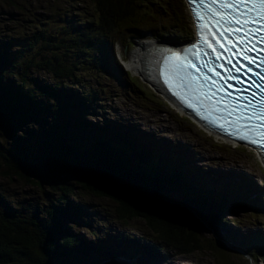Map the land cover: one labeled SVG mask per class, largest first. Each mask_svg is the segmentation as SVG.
Listing matches in <instances>:
<instances>
[{"label":"trees","instance_id":"16d2710c","mask_svg":"<svg viewBox=\"0 0 264 264\" xmlns=\"http://www.w3.org/2000/svg\"><path fill=\"white\" fill-rule=\"evenodd\" d=\"M16 1L18 0H0V7L11 5ZM35 1L24 0V3L31 5ZM181 1L95 0L97 19L86 20L80 17L75 19L74 24L70 13L63 17L66 28L81 31V38H77L68 31L57 30L46 25L49 24L48 20H45L46 23L39 22L34 25L40 30L34 27L32 38L16 35L32 23L30 20L24 21L28 18L0 22V34L11 33V35H0V102H4L0 105V126L7 131V126L13 127L18 123L12 128V134H14L21 124L28 128L29 124L34 123L33 119L39 120L34 116L43 114L48 116L43 127L42 140L45 141L46 152L42 158L36 160L28 154L31 147L24 135H22L23 144L18 136L13 137V140L16 139L14 144L18 141V145L15 146L20 148V151L16 150L22 156H29L32 159L15 161L8 155L14 152L6 150L7 145L1 146L3 151L0 150V177L6 179L5 183L8 186H14L12 196H19L23 188H39L42 192H47L43 189L47 187L52 194L55 188L58 197L65 200L64 202L71 201L67 198L68 193L76 198H79L77 196L79 193L106 198L116 205L114 213L119 220H138L146 228L141 232L151 237V240H157L167 249L181 251L180 253H196L212 247V250L223 254L224 251L219 247L223 246L221 242L205 238V234H201L204 232V226L210 230L214 228L215 223L219 222L214 218L218 216L219 210L217 209L215 215H211L212 207H208L207 202H202L207 196L183 187L179 190L185 192L188 197L186 200L198 202L186 204L183 199L180 201L161 195L157 192L160 190L158 187L164 189L163 183L167 188H172L173 182L165 181L168 179L161 176L163 174L157 173V167L151 166L144 169L140 162L132 160L131 157L124 159L123 154L119 155L118 152L122 150V146L129 152L128 145L117 141L107 143L103 140L105 135L102 136L103 139H100V143L96 139L90 142L82 139L87 144L84 149L87 153L83 150L78 151L76 148L75 152L68 154L66 149L76 147L71 144L73 138L80 141L81 139L73 137L68 120L62 118V125L58 123L62 122L58 117L63 109L61 97L75 99L77 92L84 101H92L94 100L92 95L98 97V92L102 93L97 88L90 89L89 85L82 83L81 78L85 75L93 77L101 63L116 75L115 68L102 58L106 51L116 63L110 41L98 37V34L106 31L107 38L122 27L128 31L137 28L149 29L153 25H159L160 21H167L173 27L177 25L185 27L187 19L183 9L178 8ZM139 6L143 7V12H140ZM44 40H47L50 45L45 51H41ZM1 48L10 49V51L5 52ZM71 57H74L72 66L67 64ZM73 69H77L79 73L74 72ZM31 73L46 74L55 83L37 80L30 76ZM133 91L134 89H131V92L126 91L125 97H131ZM83 113H86L84 109ZM102 125L97 124L95 127L99 128ZM53 127L55 131L51 132ZM80 128L84 133L85 128L89 129V126L81 122ZM62 133H69L72 139H68L72 142L63 139ZM53 150H57L60 154H56L57 156L54 154L55 159H67L66 156H72L70 165H63L49 156L53 155ZM12 156L17 158L16 155ZM47 158L49 160L39 161ZM75 189L77 191H73ZM5 193L7 194V191ZM2 199L3 197L0 196L1 201ZM61 202L60 200L58 205ZM54 205L58 207L56 203ZM69 205L77 212L80 204ZM0 207H2L0 210V264H65V260H69H62L58 250L80 244V240L67 232L65 235L58 234L57 225L53 224L49 217L43 223L46 219L45 213L37 204L35 213L34 211L31 213L34 217H30L31 207H22L20 212L9 209L3 204ZM54 212L53 208L48 211V214L52 215ZM71 258L75 259L73 255ZM98 261L95 258L91 259L92 263Z\"/></svg>","mask_w":264,"mask_h":264},{"label":"rangeland","instance_id":"374dc122","mask_svg":"<svg viewBox=\"0 0 264 264\" xmlns=\"http://www.w3.org/2000/svg\"><path fill=\"white\" fill-rule=\"evenodd\" d=\"M94 1L95 0H36L34 4L27 5L24 3V0H18L16 2H13V4L11 5L0 7V22H8L11 19L16 18L21 20L28 18L24 21L28 22L30 20L32 21V23L29 26H25L23 29L19 28L22 30L17 32L16 35L19 34L23 37L32 38L34 35V27L37 30H40L38 26L36 27L34 25L38 24L39 22L46 23L45 20H48L49 24L46 25L52 28H56L57 30L68 31L77 38H81V31L66 28L65 19L63 17L67 13H70L73 16L72 20L74 24L75 19L80 17H84L86 20H90L91 18L97 19L96 9L94 8ZM178 8L182 9V5L180 3ZM139 9L140 12H143V7L139 6ZM21 20H19V22ZM160 25L167 26L169 25V22L160 21ZM177 27L184 29L182 31L174 30L178 33L177 36H173L172 33H165L166 38L156 37L155 34L160 32L156 31L154 33L144 32L141 37L157 38L162 41L174 39L177 42H181L184 40H188L192 36L191 25L185 27L177 25ZM170 30L173 31L172 29H168L165 31ZM107 33L108 32L105 31L98 34L97 36L103 37L106 41H109L110 37L106 38ZM0 35H11V33ZM143 38L135 41L134 43L130 42L129 51H125V48L123 49L120 45H118L116 47L117 53H123V57L129 60L130 55L136 47H139L142 43L144 44L149 41H142ZM140 41L142 42L138 44ZM49 45V42L47 40H44L42 42L41 51H45ZM103 46L105 47V44H103ZM1 50L5 52L10 51V49L3 48H1ZM108 57L111 61L112 58L110 56ZM121 58V56H118V61L120 60L119 62L123 64L128 63V60L124 62ZM73 60L74 57H71L67 64H70L72 66ZM110 65L113 66L117 73L120 75V73L118 72V67H116L113 63H111ZM106 70L110 71V75H107L106 72L102 73V71H99L97 69L93 77L85 75L83 78H81L83 84L90 85L93 89L97 88L96 85L100 87L102 93L98 92L97 98L101 99L104 103L101 104L97 100V102L90 104V106L96 108L91 113L84 109L86 113L81 114L82 117H80L79 119H84L85 121H88L89 119L90 121L88 122L93 124L85 126L93 127L94 132H97L99 131V128L95 127L97 126V124H104L108 120H111L114 123H117L116 121H118V129L135 130V134L139 136L143 135L144 132L146 134V138L150 140L151 138H153V135L161 138H153V143L170 144V142H172V146H177V149L179 148L183 150L185 161H187V164L189 165L186 166L187 169H191L194 171H196L197 169L196 172L200 173L201 175L209 177L215 182H217L216 179H218L220 183L230 186L227 197H229L230 195H237L246 201L254 202L256 204V201H258L256 196H251L252 193L248 190L246 182L240 179V177H242L246 180H249V182L255 188L256 195L259 190L254 182L255 177L256 184L261 186V188L264 186V169L262 168L259 159L252 152L240 146L234 147L221 143L217 141L216 138L207 136L198 127L192 124L187 118L177 114L176 111L171 107V105L158 91L155 90V88L150 83H148L143 79L142 76H139L134 70L130 68L126 71L129 72V75L131 77L138 81L137 85H139L143 91L138 90L136 94L133 93L132 98H122L123 93L128 91L127 87H122L126 86V83L123 80H121V84L118 83L117 79L115 78V74L112 73L111 70L107 67ZM73 71L79 73L77 69H73ZM30 76H33L37 80L40 79L41 81L50 84L55 83V81L46 74L39 75L31 73ZM79 78L80 77H78V79ZM98 78L99 80L97 81ZM103 93L105 96V100L102 96ZM1 104H4V102H0V105ZM84 114H87V116H84ZM43 118L44 117H41L40 119ZM60 120L62 121V119ZM23 123H25L24 120ZM130 124L134 125L135 129ZM16 125H14L13 127H16ZM30 125H32L34 128ZM13 127L7 126L8 129L6 131L4 127L0 126V150L3 151L1 146L7 145L6 150L14 152L8 153V155H10L13 160L20 162L23 161V159L34 158L37 160V158H42V156L46 152L44 147L45 141L42 140V138L44 137V125L41 124V122H37L29 124L27 128L26 126L21 124L18 127L19 129H16V131H18L12 134ZM78 127L79 126L74 125L70 128V132H73L71 129L77 130ZM54 131L55 128L53 127L51 132ZM90 132V130L89 132L85 131L84 137L82 139L90 142V140H87L86 138H91ZM22 135H24V138L29 141L31 151L28 154L31 155L32 158L29 156H22L19 153L20 148H17L19 150L17 151L13 146L16 140H13V137L15 136H18L21 139V144H23L24 138L22 137ZM62 137L63 139H66V141L72 142V138L69 137V133H64ZM132 139L133 141L142 143L141 140H138L135 137ZM162 139L170 142L164 141ZM78 142L74 143L77 150H83L84 153H87V150H84L87 147V144L82 140L80 143ZM179 142L185 144L188 147H182ZM16 144L18 145V141L16 142ZM137 145L140 144L137 143ZM164 146L166 148L168 147L166 145ZM189 148H191V151L188 150ZM6 150L4 151L7 153ZM47 153L50 154V152ZM38 154H40L39 157H35ZM54 154H59V152L57 150H53V155L50 154L49 156L55 159L57 155L55 156ZM12 155H16L17 158L13 157ZM49 158L40 159L39 161L44 162L49 160ZM66 158L67 159L56 158L55 160L60 161L61 164L68 166L70 165L72 156H66ZM62 161L68 163L64 164ZM112 161L113 160H111V162ZM245 172H248L253 176L247 175V173ZM1 178L2 177H0V184L4 185V188H0L2 191H0V196L3 197V201L0 200L1 204L5 205L9 209L16 210V212H20L19 210H21L22 207H31L30 217L33 216L31 215L32 211H34L35 213V207L37 204L39 209L45 213L46 219H42L43 223L47 221L49 217L53 224L57 225V229L59 230L58 234L65 235L67 232L72 237L80 240V244H75L71 247L66 248L63 247V250H58L61 253L62 260H65L73 255V257L76 259L75 261H73V264H79L83 262L87 259V256H91L89 259H87L90 262L92 258L107 255H112L113 257H111L112 260L109 259L111 261L105 260V262H107L105 264H118L116 260H113L115 256L121 258L122 264H133L130 260H134V262H136L134 264H178V259L182 261L180 264H189L190 262H193L194 264H264V209L260 213H255L250 209L235 208L234 204L239 202L232 201L227 203L226 199L220 201L218 198H216V194L218 193H215V191H211L210 197H206V199H204L202 202H207L208 207H212V209H210L211 215H215L217 209L219 210L218 216L214 217L215 219H218L219 222H217L216 226L214 228L212 227L210 230H208L204 226V232H202L201 234L203 235L206 233V238L213 239L218 243L221 242L222 244H224L225 247L219 246L220 250H223L224 252L223 254H221L216 250H212V247H209V249H205V251L202 250L197 251L196 253H184L182 257L181 254H176L175 251H169L164 247L152 248L151 251L147 249L144 244H157L154 242V240L150 239L151 237L137 236L139 235L137 234V232L145 231L146 228L142 226L141 222L135 219L119 220L114 213L116 205L109 199L79 193L77 195L79 198H76V196L72 197L75 201L71 200L70 202H64L65 200H62L60 197H58L59 195H57V190L55 188L54 193L52 194L49 193L50 189L47 187L43 188L47 192H42L39 188H23V192L19 196L14 197L12 196V192L15 190L14 186H8L5 183L6 179ZM258 179H261L260 184L258 182ZM181 184L184 186L182 182ZM197 186L199 185H194V187ZM243 187H245V189L241 190ZM5 191H7V194L5 193ZM73 191H77V189ZM197 191V193H200L199 191H202V188L197 187ZM157 192H159L163 196L178 199L170 191H164L163 189H161ZM5 196L7 198H5ZM220 196L222 198L225 197V195L221 193ZM67 198L71 199V195L69 193L67 194ZM60 200L62 202L59 206L58 203ZM174 201L178 202L176 200ZM184 201L186 204H193L195 202H198L196 200ZM54 202L58 207L54 205ZM71 203L80 204L78 206L77 212L69 207V204ZM53 208L55 212L52 215H54V217L48 214V211L52 210ZM1 209L2 207H0V210ZM220 223L222 224V226H219ZM247 226H249V228L251 229L250 232L258 233L263 238V246L261 247V252L259 253H252L251 251L244 249L238 251V239L236 238V236H231L234 234L244 236L248 235L250 232L248 233L249 230ZM117 227H120L119 230H123V236L115 235L120 232L116 230ZM91 231H94V234H91ZM133 231H137L135 232L136 235H130L131 233H134ZM127 232H129L130 234H127L125 236H129L135 241L124 238V234ZM217 234L221 237H224L228 241L229 238H233V246L228 247L223 239L217 236ZM102 238H104L105 240H103ZM242 244L244 245V243ZM254 244L256 246H259V244L262 243ZM249 246L250 244L247 243V248ZM158 249L161 253L166 254L158 255ZM97 251H107L108 253L106 255H99L96 254ZM150 253L152 254V256H154L156 261L146 259V255ZM99 261L92 264H98ZM67 262L68 261L65 260V264H67Z\"/></svg>","mask_w":264,"mask_h":264},{"label":"bare ground","instance_id":"6f19581e","mask_svg":"<svg viewBox=\"0 0 264 264\" xmlns=\"http://www.w3.org/2000/svg\"><path fill=\"white\" fill-rule=\"evenodd\" d=\"M165 33L167 34H173V36H177L178 33L176 31H161L159 33H156L155 36L156 37H165ZM160 43L162 44H171L168 40L166 41H161L159 39H156V40H149L148 42L146 43H142L139 47H137V49H135L133 51V53L131 54V56L129 57V60H128V64H127V67L139 72L140 74L142 73L141 72V67L143 66V55L146 54V53H149V52H152L154 47H156L157 45H159ZM140 44V43H138ZM137 44V45H138ZM154 58V55L151 56V59ZM115 64L116 67H118V64L115 63L113 60L110 61L109 64ZM118 72L120 73V75L117 73L116 71V75H115V78L117 79L118 83L121 84V80H124V77L118 67ZM68 88L70 87L69 84H67ZM77 97L75 99H72L70 97H61L63 99V104H62V107L63 109H61V112L62 114L60 116H58L60 119L64 118L66 120H68L69 124L71 123H74L76 125L79 124V118L82 114V111L83 109H86L87 111H89L90 113L93 112L94 109H96L95 107L93 106H90V104H93L94 102H97V100L101 103V104H104L103 101L99 98H97L96 96L92 95V97L94 98V100L92 101H84L83 99H81V96L79 93H77ZM36 117L37 119L39 120H35L33 119V122L34 123H37V122H41V124L44 125V121L46 122L47 119H48V116L46 115H42V116H39V115H36L34 116ZM41 117H44L43 119H40ZM61 121V120H60ZM63 121V119H62ZM110 121L111 120H108L106 121L104 124H110ZM59 124L62 123V122H58ZM61 125V124H60ZM33 127V126H32ZM34 128V127H33ZM100 128V127H99ZM46 131V130H45ZM111 131V132H110ZM122 131L121 129H118L117 126H115L113 129L110 128V127H107L106 128V134L105 135V138L103 139L102 136L99 138V140H97L98 143H100V139H103L105 142L110 139V136L112 134H117L118 132ZM109 132V133H108ZM74 134L73 137H78L82 140V138L84 137V133H82L81 131V128H80V125L79 127L77 128L76 132H72ZM64 135V133H62L61 137ZM137 137H141L137 134H135ZM39 137V136H38ZM79 141V142H78ZM80 143L81 141L80 140H75V138H73V142L71 143L73 146L74 143ZM136 143V142H135ZM16 144H13L14 148H16L15 146ZM76 149V147H73V148H70V149H66V153L68 154H72L73 152H75L74 150ZM20 153V152H19ZM119 155L121 154H125L127 153V149H125L124 146H122V150H120V152H118ZM194 171V170H193ZM229 174V173H228ZM247 175H250V174H247ZM250 176H253V175H250ZM2 179V178H1ZM241 180L245 181L246 182V185H247V188L248 190L252 193V197H255L256 196V193H255V188L254 186L249 182V180H246L242 177H240ZM12 186V185H11ZM0 188H4V185H1L0 184ZM31 188V187H30ZM7 189V188H6ZM197 189V188H196ZM245 187H243L241 190H244ZM1 190V189H0ZM74 197V195L72 196ZM71 197V200L75 201L73 198ZM236 200H242V201H245L247 203H251L257 207H260V204L258 201H256V204L254 202H249V201H246L242 198H240L239 196L237 195H230L229 197L226 198V202L229 203V202H232V201H236ZM55 203V202H54ZM60 206V205H59ZM69 207H71V205H69ZM61 208V207H60ZM57 209V208H56ZM117 219V218H116ZM120 222V221H119ZM216 226V223L214 225V227ZM219 226H222V224L220 223ZM218 229V228H217ZM216 231V230H215ZM91 234H94V231H91ZM76 235V234H75ZM117 235V234H115ZM119 236V235H118ZM207 234L205 233L204 237L206 238ZM209 236V235H208ZM126 237V236H125ZM112 238V237H111ZM154 238H157L158 237H154ZM103 240H105L104 238H102ZM113 239V238H112ZM157 245L155 244H152V245H146L148 248L152 249V248H159L162 244L160 242H158L157 240L154 241ZM227 244L229 246H233V241H227ZM136 245V244H135ZM141 246V245H140ZM124 249V248H123ZM174 249V248H173ZM179 251V250H178ZM140 252V251H139ZM181 252V251H180ZM178 252H176L177 254ZM135 254V253H134ZM165 257V256H164ZM131 262H134V260H130Z\"/></svg>","mask_w":264,"mask_h":264},{"label":"snow or ice","instance_id":"6c2138e0","mask_svg":"<svg viewBox=\"0 0 264 264\" xmlns=\"http://www.w3.org/2000/svg\"><path fill=\"white\" fill-rule=\"evenodd\" d=\"M200 2L201 3H204V0H200ZM213 2H215V0H213ZM222 2H224V0H222ZM234 2H237V3H245V2L246 3H251L254 6H256L258 9H264V0H234ZM237 22H239V21H237ZM224 34H225L224 32H221V35H224ZM229 35H231V33H229ZM261 39H264V37H262ZM192 48H196V45L193 44L192 45ZM231 48H236V45L235 44H232L231 45ZM229 50H230L229 48H225V51L226 52L229 51ZM160 51H162V52H168L172 56H175L176 55L175 52H172L169 49H161ZM188 51H189V49H183L182 50V52H184V53H187ZM247 51H252V49H247ZM233 56H235V53H233ZM244 59H246L249 64L255 63V61L252 58H249V57H246L245 56ZM261 61H264V57H261ZM227 62L231 64L232 63V60L229 59ZM237 65H240V66L237 67ZM203 66L206 67L207 65H203ZM181 67L182 66L180 64H176L174 66V70L180 71L181 70ZM244 67H245L244 65L240 64V61L239 60H236V63L233 64L232 69H229V72H231L234 69L237 73H241V69L244 68ZM247 71L248 72H251V69H248ZM262 71H264V69H262ZM241 74H243V73H241ZM254 74L256 76H258L261 79V81H264V76H261L259 72L254 73ZM216 75H219V73H216ZM228 79H233L236 84H243L244 83V81L240 79V76L239 75L234 76V77L231 76V75H229L228 76ZM256 87L257 88H260L261 85H256ZM238 91H239V89H238ZM253 95H255V93H253ZM258 103L264 105V101H259ZM262 110H264V109H262Z\"/></svg>","mask_w":264,"mask_h":264}]
</instances>
